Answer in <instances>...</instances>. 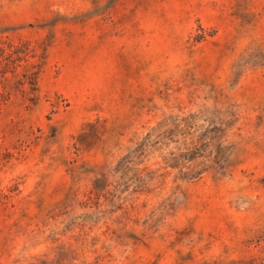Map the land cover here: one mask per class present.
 I'll use <instances>...</instances> for the list:
<instances>
[{"label":"rangeland","instance_id":"rangeland-1","mask_svg":"<svg viewBox=\"0 0 264 264\" xmlns=\"http://www.w3.org/2000/svg\"><path fill=\"white\" fill-rule=\"evenodd\" d=\"M0 264H264V0H0Z\"/></svg>","mask_w":264,"mask_h":264},{"label":"trees","instance_id":"trees-1","mask_svg":"<svg viewBox=\"0 0 264 264\" xmlns=\"http://www.w3.org/2000/svg\"><path fill=\"white\" fill-rule=\"evenodd\" d=\"M1 194H2L3 196H6V195H7L5 192H2Z\"/></svg>","mask_w":264,"mask_h":264}]
</instances>
